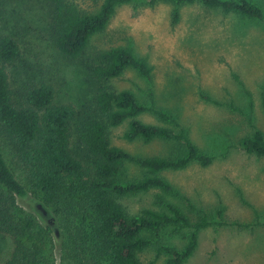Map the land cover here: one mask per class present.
<instances>
[{"label":"trees","instance_id":"obj_1","mask_svg":"<svg viewBox=\"0 0 264 264\" xmlns=\"http://www.w3.org/2000/svg\"><path fill=\"white\" fill-rule=\"evenodd\" d=\"M42 1L51 44L82 67L90 98L76 109L56 103L53 87L44 81L13 88L8 69L21 60V50L15 37L0 30V236L10 244L0 264H141L139 255L148 248H154V259L165 258V264H184L196 251L203 230L241 228L223 220L222 209L212 219L160 177L165 170H182L192 163L206 168L215 157L198 148L175 118L155 106L152 92L149 105H144L130 91H116L111 85L126 69L150 80L152 68L128 48L89 51L88 46L123 4L173 3L172 25L180 20L182 4L199 3L264 22L261 5L252 0H91L95 6L99 3L92 11L79 7L76 0ZM142 114L165 126L142 122ZM124 123L125 141L172 142L181 155L137 157L111 145L110 129ZM241 146L247 154L264 157L263 132L252 126ZM124 164L137 166L142 176L122 179ZM150 190L179 196L187 210L158 196L162 210L132 215L120 202ZM28 197L47 218L18 206V198ZM177 234L184 241L180 249L164 241Z\"/></svg>","mask_w":264,"mask_h":264},{"label":"rangeland","instance_id":"obj_2","mask_svg":"<svg viewBox=\"0 0 264 264\" xmlns=\"http://www.w3.org/2000/svg\"><path fill=\"white\" fill-rule=\"evenodd\" d=\"M252 1L264 9V0ZM76 3L92 11L99 6L91 0ZM174 7L166 1L152 7L141 1L119 5L88 49L120 46L143 59L152 68L150 80L126 69L111 81L112 87L130 91L144 105H149L152 92L155 106L175 118L198 148L215 157L206 168L192 163L182 170L160 173L176 193L212 219L222 209L223 220L242 225L203 230L196 251L184 264H264V157L247 154L241 146L252 126L264 134V22L194 3L178 6L180 20L172 25ZM0 30L15 37L21 50V60L8 69L13 88L44 81L53 87L56 103L76 109L90 98L82 67L66 60L51 44L42 0H0ZM205 96L211 101L202 99ZM139 119L165 126L150 114ZM126 129V123L110 129L111 145L137 157L181 155L172 142H127L122 138ZM141 176L135 165L120 168L124 180ZM158 196L187 210L179 196L158 190L126 196L120 202L127 212L137 215L144 209L162 210ZM17 204L46 217L30 197L18 198ZM164 241L177 249L184 245L181 234ZM9 250L8 240L0 236V258ZM154 253V248L143 251L141 264H165V258L154 259Z\"/></svg>","mask_w":264,"mask_h":264}]
</instances>
